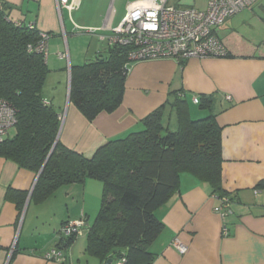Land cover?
<instances>
[{
  "label": "crops",
  "instance_id": "crops-1",
  "mask_svg": "<svg viewBox=\"0 0 264 264\" xmlns=\"http://www.w3.org/2000/svg\"><path fill=\"white\" fill-rule=\"evenodd\" d=\"M2 1L11 6L15 18L35 22L41 31L49 33L50 72L46 83L50 79L53 83L50 95L44 94L43 89V96L61 115L59 141L86 157H92L110 140L141 129L148 114L177 95L188 100L195 118L206 116L208 111L201 110L193 97H215L213 111L222 128V186L233 198V213L224 222L214 210L219 201L210 186L184 173L179 191L157 210L164 227L150 245L156 254L152 264H264V186L260 185L264 182V33L260 38L246 39L238 34L234 20L246 9H264V5L253 4L217 29L229 52L226 57L163 58L133 63L121 104L91 121L70 100L71 66L86 62L95 36L107 41L106 50L108 40L100 36L112 33L127 14L130 3L146 1L129 0L118 20L115 0H87L83 9L81 0L76 9L80 11L79 21L71 13L69 26L63 22L57 0ZM167 3L204 10L208 0ZM83 28L92 36L87 49L78 44L87 37L76 35ZM64 40L69 42L68 62L66 56L60 57L65 55ZM95 48V55L102 51L97 44ZM174 120L172 115V123ZM38 176L0 156V264H104L86 252L88 229L101 204L102 183L100 186L98 180L87 179L60 187L38 200L33 196ZM10 192H15L13 197H9ZM82 219L86 224L81 233L66 245L68 236L63 233V226ZM225 224L228 234L224 233ZM176 238L187 247L185 253L173 244ZM53 249L60 252L59 258L47 259V253Z\"/></svg>",
  "mask_w": 264,
  "mask_h": 264
},
{
  "label": "trees",
  "instance_id": "trees-1",
  "mask_svg": "<svg viewBox=\"0 0 264 264\" xmlns=\"http://www.w3.org/2000/svg\"><path fill=\"white\" fill-rule=\"evenodd\" d=\"M10 7L1 0L0 98L15 109L16 123L15 134L0 143V156L39 175L33 190L38 200L87 179L102 183L101 206L88 229L89 255L104 264L110 259V264H152L156 254L150 245L164 227L157 210L179 191L184 173L207 183L212 194L233 200L222 186V128L213 95L201 96L198 105L208 114L200 118L192 116L186 98L175 96L148 114L141 129L110 140L90 158L63 145L61 115L43 96L47 57L35 49L46 32L15 18ZM130 49L108 45L94 60L71 66L70 100L87 119L121 104ZM76 236H68L66 245Z\"/></svg>",
  "mask_w": 264,
  "mask_h": 264
},
{
  "label": "built area",
  "instance_id": "built-area-1",
  "mask_svg": "<svg viewBox=\"0 0 264 264\" xmlns=\"http://www.w3.org/2000/svg\"><path fill=\"white\" fill-rule=\"evenodd\" d=\"M135 1L129 4L127 14L107 39L109 45L119 44L129 46V62L126 67L131 69L133 63L143 60L174 58H221L229 52L217 35V29L226 20L244 9L252 6L258 0H208L207 8L176 7L167 3L168 0ZM1 2V0H0ZM59 10L67 9L71 14L81 3V0H57ZM94 32V30H89ZM35 49L48 55L49 35L44 33ZM31 49L33 47L31 46ZM61 58L65 55L61 54ZM231 99V96H227ZM198 104V96L193 97ZM16 123L15 109L0 98V143L8 136ZM215 212L226 222L233 213V200L229 196L219 197ZM86 222L70 221L63 226L66 236L80 234ZM224 233L228 234L225 224ZM173 244L183 253L187 247L176 238ZM60 252L53 249L47 253V259L59 258ZM117 264H122V261Z\"/></svg>",
  "mask_w": 264,
  "mask_h": 264
},
{
  "label": "rangeland",
  "instance_id": "rangeland-1",
  "mask_svg": "<svg viewBox=\"0 0 264 264\" xmlns=\"http://www.w3.org/2000/svg\"><path fill=\"white\" fill-rule=\"evenodd\" d=\"M129 0H115V8L118 10V20L121 18V16L124 14L125 12V6L128 3ZM260 4L264 5V0H259L258 2L254 3V7L255 6H259ZM85 5H87V0L82 1V9L85 7ZM263 6H260L259 8H257L256 10L253 9H244L245 11H241L242 13L238 16H235L234 20H235V27L238 31V34L241 36H244L246 39H253V38H260L262 37L263 33H264V9L262 8ZM81 9V10H82ZM80 11L79 10H75L72 12L71 16L76 20L79 21L78 19V13ZM239 14V13H238ZM90 15V14H88ZM237 15V14H236ZM62 18H63V22L66 24V26H69L70 23V13L67 9H63L62 10ZM117 20V21H118ZM87 29H80L79 33L76 35L79 36H86L87 38L85 39V37H83L82 39L79 40L80 44V48H85L87 49L88 46L90 45V38L92 36H89V34L87 33ZM99 33V32H98ZM95 35V34H93ZM71 38L72 34L69 35ZM94 37V36H93ZM235 37L237 39H239V36L237 34H235ZM243 38V37H242ZM244 39V40H246ZM247 41V40H246ZM93 46H91L90 49V53L86 55V59L85 61H92L95 59V44H97V46L101 47L102 51L105 50L106 46H107V41H101L98 37H94V41H93ZM73 43V42H72ZM63 48L62 51L65 52V56H66V62H68L69 60V56H67V49H69V42L68 40L63 41L62 44ZM72 48V47H71ZM52 48L50 46V53H49V57L52 56ZM72 63V62H71ZM53 80L50 79L49 82L46 83L45 87H44V94H46L47 96L50 95V91L52 89H50L51 84ZM10 136H13L15 134V129H11L9 132ZM98 182L97 184H99L101 186V182L100 181H96ZM101 202V200H100ZM101 206V204H100ZM99 206V207H100ZM100 209V208H99ZM97 215V214H96ZM96 216H94V218H92V222L95 219Z\"/></svg>",
  "mask_w": 264,
  "mask_h": 264
},
{
  "label": "water",
  "instance_id": "water-1",
  "mask_svg": "<svg viewBox=\"0 0 264 264\" xmlns=\"http://www.w3.org/2000/svg\"><path fill=\"white\" fill-rule=\"evenodd\" d=\"M51 153H52V152H51ZM42 170H43V169H42ZM42 170H41V172H42ZM41 172H40V173H41ZM111 262H112V259L109 260L108 264H110Z\"/></svg>",
  "mask_w": 264,
  "mask_h": 264
}]
</instances>
